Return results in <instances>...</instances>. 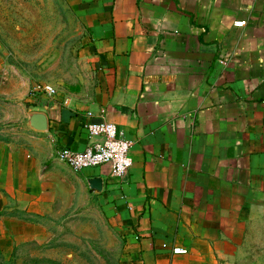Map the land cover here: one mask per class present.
<instances>
[{"label": "crops", "instance_id": "obj_1", "mask_svg": "<svg viewBox=\"0 0 264 264\" xmlns=\"http://www.w3.org/2000/svg\"><path fill=\"white\" fill-rule=\"evenodd\" d=\"M70 1L93 90L26 100L47 127L27 125L28 144L0 141V213L13 202L43 215L88 195L121 233L124 264H235L262 245L264 0ZM99 122L132 143L122 178L56 160L99 141L85 130Z\"/></svg>", "mask_w": 264, "mask_h": 264}, {"label": "rangeland", "instance_id": "obj_2", "mask_svg": "<svg viewBox=\"0 0 264 264\" xmlns=\"http://www.w3.org/2000/svg\"><path fill=\"white\" fill-rule=\"evenodd\" d=\"M85 29L70 0H0L1 142L30 143L33 86L56 92L38 95V103L91 93L94 77L81 57ZM46 211L29 214L10 202L0 213V264H124L125 241L91 197ZM235 264H264V238L246 244Z\"/></svg>", "mask_w": 264, "mask_h": 264}, {"label": "built area", "instance_id": "obj_3", "mask_svg": "<svg viewBox=\"0 0 264 264\" xmlns=\"http://www.w3.org/2000/svg\"><path fill=\"white\" fill-rule=\"evenodd\" d=\"M237 23L236 25H243ZM56 92L50 85L37 84L29 92L30 99H36L38 95L53 97ZM85 130L90 139L99 141L92 143L82 152H73L62 149L57 152L56 160L70 168L74 172L83 170H98L104 166L110 167V176L122 178L132 168L130 150L132 143L118 135L115 125L107 122L89 123ZM174 255H185L186 251L181 248L173 249Z\"/></svg>", "mask_w": 264, "mask_h": 264}, {"label": "water", "instance_id": "obj_4", "mask_svg": "<svg viewBox=\"0 0 264 264\" xmlns=\"http://www.w3.org/2000/svg\"><path fill=\"white\" fill-rule=\"evenodd\" d=\"M30 126L36 131H44L46 130V118L43 115L34 114L30 117L29 120ZM89 187L94 191H101L102 182L100 179L95 178L89 181Z\"/></svg>", "mask_w": 264, "mask_h": 264}, {"label": "trees", "instance_id": "obj_5", "mask_svg": "<svg viewBox=\"0 0 264 264\" xmlns=\"http://www.w3.org/2000/svg\"><path fill=\"white\" fill-rule=\"evenodd\" d=\"M0 260H1V252H0ZM1 262V261H0Z\"/></svg>", "mask_w": 264, "mask_h": 264}]
</instances>
